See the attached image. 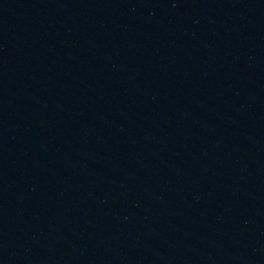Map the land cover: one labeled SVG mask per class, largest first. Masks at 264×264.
Listing matches in <instances>:
<instances>
[{"label": "water", "instance_id": "water-1", "mask_svg": "<svg viewBox=\"0 0 264 264\" xmlns=\"http://www.w3.org/2000/svg\"><path fill=\"white\" fill-rule=\"evenodd\" d=\"M0 264H264V0H0Z\"/></svg>", "mask_w": 264, "mask_h": 264}]
</instances>
